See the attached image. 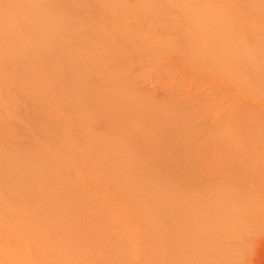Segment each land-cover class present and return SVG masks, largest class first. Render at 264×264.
I'll return each instance as SVG.
<instances>
[{
	"label": "rangeland",
	"instance_id": "374dc122",
	"mask_svg": "<svg viewBox=\"0 0 264 264\" xmlns=\"http://www.w3.org/2000/svg\"><path fill=\"white\" fill-rule=\"evenodd\" d=\"M0 19L15 26L0 30V139L34 170L5 161L19 171L0 186V264H264V0H0ZM132 95L172 127L163 162L108 156L126 126L161 144L119 112ZM161 192L167 210L148 200ZM65 193L81 205L45 196Z\"/></svg>",
	"mask_w": 264,
	"mask_h": 264
},
{
	"label": "bare ground",
	"instance_id": "6f19581e",
	"mask_svg": "<svg viewBox=\"0 0 264 264\" xmlns=\"http://www.w3.org/2000/svg\"><path fill=\"white\" fill-rule=\"evenodd\" d=\"M34 1H36V0H34ZM57 2V1H56ZM21 3H23V2H21ZM36 4H38V5H36V10L37 11H41L43 14H45L47 17L48 16H51V17H53V15H54V7H52V6H49L50 4L52 5V2L49 4V5H41V2H38V3H36ZM53 6H55V4H53ZM50 8V9H49ZM19 10H23V9H21V8H19ZM7 11L8 12H10V13H14V7H13V5L12 4H9L8 6H7ZM53 13V14H52ZM58 13V12H57ZM58 15V14H57ZM60 17V16H59ZM61 18V17H60ZM53 20H51V23H53V22H55L54 20H55V18L53 17L52 18ZM61 19H63V18H61ZM63 20H66L65 18L63 19ZM58 22H60V21H58ZM65 23H66V21H65ZM64 23V24H65ZM60 26V25H59ZM41 27H43V26H41ZM1 28H5V29H8V30H13L14 28H15V26H14V24L13 23H10V20L8 19V20H2V19H0V30H1ZM44 29L45 28H43V31H44ZM47 29V28H46ZM47 31V30H46ZM47 33H49V32H47ZM54 34V33H53ZM52 35V34H51ZM51 37H53V36H51ZM55 37V36H54ZM52 39V38H51ZM56 39V38H55ZM53 41H54V39H52ZM56 40H58V39H56ZM53 43V42H52ZM6 44L9 46L10 45V43L8 42V41H6ZM19 44V43H18ZM40 45V44H39ZM28 51V50H27ZM32 55V54H31ZM30 55V56H31ZM65 56V55H64ZM70 57L71 56H69V59H70ZM74 56H72V58H73ZM20 58V57H19ZM23 57H21V59H22ZM59 58V57H58ZM66 59H68L67 58V56H66ZM68 59V60H69ZM23 60V59H22ZM18 61H20V60H18ZM17 61V62H18ZM69 62H71L70 60H69ZM50 63V62H49ZM18 64V63H17ZM16 64V65H17ZM65 64H68L67 62L65 63ZM20 65V64H19ZM47 65V64H46ZM18 66V65H17ZM21 66V65H20ZM0 67H2V66H0ZM47 71H51L50 69H47ZM48 75V74H47ZM11 76H9V78H10ZM8 78V77H7ZM12 78V77H11ZM22 78V77H21ZM48 78V77H47ZM14 79V78H13ZM7 80V79H6ZM15 80V79H14ZM13 80V81H14ZM16 82V81H15ZM28 86H30L31 87V85L30 84H27ZM119 89H120V87H119ZM119 89L117 90V91H115V93H119ZM5 90V89H4ZM80 90H81V88H80ZM91 92V91H90ZM6 93V92H5ZM4 93V94H5ZM85 93H87V92H85ZM98 94V93H97ZM100 94V93H99ZM102 94V93H101ZM6 95V94H5ZM87 95V97H96L94 94H92V93H89V94H86ZM129 95V94H128ZM7 96H8V94H7ZM114 94L113 95H102V96H100L99 95V106H100V111L102 112V115H104V113H106V116L108 117V115H109V117H110V115H113V112H109V110H107L108 108H105V109H103V107H105V105H102V103H103V101H105V100H108L109 98H114ZM6 97V96H5ZM20 97L22 98L23 96H21L20 95ZM21 98H19V99H21ZM97 98V99H98ZM23 99V98H22ZM132 99V100H131ZM32 100V99H31ZM93 100H94V98H93ZM120 100V99H119ZM23 101H25V103H26V101L27 100H25V99H23ZM29 101H30V98H29ZM112 101H114V100H112ZM28 102V101H27ZM31 102V101H30ZM115 102H116V100H115ZM137 102H139L137 99H136V97L134 96V95H132L131 97H130V99H124V100H121L120 102H119V104H120V109H119V112H125V110H131V114L133 115V117L131 116V117H129L130 119L132 118V120L133 119H138V118H143L145 121L147 120V118L149 119V121H150V123H149V125H151L153 128H152V130L153 129H155L156 130V132L158 133V137H156V139H154L155 141H157V142H159V143H161V144H158V143H156V145L154 146V148H153V146H152V137H154V136H151L152 135V132L153 131H151L150 130V132H151V135L150 134H148V130H144L143 131V129H140L139 130V133H138V135L137 136H135L136 134H134V136H131V135H133L132 133V131H130V132H132V133H130L131 135H129L127 132H126V127H128V129L130 128L129 126H126V127H120V129H124V130H119V129H117V133L120 135V137L121 136H125V137H129L128 138V140L127 141H125L124 143H123V145H122V142H120V141H118L117 143H115V145H113V147L112 146H108L107 148H108V156H111V157H114V158H119V159H121V160H127V161H139V159H140V161H145V160H147V161H152V160H154V161H160V162H163V161H161V158H160V156H162V155H165V151L164 150H161V148H163L162 146L164 145V144H167V141L169 140V133L168 132H170V131H172V127L169 125H167V129H165L164 127H162V123L161 124H159V122H157L156 120H154V122H151L152 120H151V117H149V116H147V111L145 110V108H146V106H145V108L143 109V105L140 103V104H137ZM105 103V102H104ZM130 103H134V104H132V105H129ZM32 104H35V103H32L31 102V106H34V105H32ZM69 104H71V105H74V103L71 101V102H69ZM27 105V104H26ZM28 106V105H27ZM111 106V105H110ZM109 106V107H110ZM107 107V106H106ZM113 107V106H112ZM115 108V107H114ZM40 109V108H39ZM98 109V108H97ZM110 109V111L112 110L111 109V107L109 108ZM160 110H159V112H158V115L157 116H160V117H162L163 118V116L165 115L164 114V111L163 110H165V109H161V108H159ZM142 111L144 112V115L145 116H143V113H142ZM119 112H118V114H119ZM166 114H168L167 112H166ZM85 115V114H84ZM82 116H83V114H82ZM105 116V115H104ZM105 116V117H106ZM120 116H121V113H120ZM122 116H124V114L122 115ZM130 116V115H129ZM167 116V121H168V119L169 120H172V117H171V115L169 114V115H166ZM114 117H115V114H114ZM78 118V117H77ZM85 118V117H84ZM84 118H82L83 120H84ZM111 119H113L112 117H110ZM119 118V117H118ZM122 118H124V117H122ZM121 117H120V119H122ZM127 118V117H126ZM158 118V117H157ZM115 119H116V117H115ZM125 119V118H124ZM164 119H165V117H164ZM80 120H81V118H80ZM79 120V122L81 123L82 122V120L80 121ZM110 120V119H109ZM117 120V119H116ZM143 120V121H144ZM165 120V121H166ZM88 121V120H87ZM115 121V120H114ZM121 121V120H120ZM162 121V120H161ZM84 122V121H83ZM104 122V121H103ZM108 122H112V121H108ZM131 122V121H130ZM133 122H135V121H133ZM132 122V123H133ZM105 123V122H104ZM121 123V122H120ZM125 123V122H124ZM147 123V122H146ZM154 123H156L157 125H155ZM166 123V122H165ZM188 123V122H187ZM84 124H86L85 122L83 123V127L85 126ZM114 123H112V125H113ZM130 124V123H129ZM134 124V123H133ZM142 124V123H141ZM110 125V124H109ZM111 125V126H112ZM117 125V124H116ZM123 125V124H122ZM126 125H128L127 123H126ZM132 124H130V126H131ZM139 124H137L136 123V126H138ZM82 125H80V127H81ZM114 126V125H113ZM119 126H120V124H119ZM135 126V125H134ZM136 126L134 127V128H136ZM150 126V127H151ZM164 126V125H163ZM3 127V126H2ZM87 127V126H86ZM106 127V126H105ZM145 127V126H144ZM107 128H109V127H107ZM113 128H115V127H113ZM138 128H139V126L136 128V131L138 130ZM143 128V127H142ZM130 130H131V128H130ZM1 131H2V128L0 127V133H1ZM105 131H106V129H105ZM113 131V130H112ZM128 131V130H127ZM138 132V131H137ZM147 132V133H146ZM109 133V132H108ZM88 136V135H87ZM106 136V135H105ZM117 136V135H116ZM151 136V137H150ZM98 137V136H97ZM109 137V136H108ZM99 138H101V137H99ZM110 138V137H109ZM113 138V137H112ZM161 138H163V141L161 140ZM88 139H89V141L90 142H92V141H97V140H95L96 139V137H93V136H90V137H87V138H84L83 140H87V142H88ZM103 139V138H102ZM101 139V140H102ZM111 140V139H110ZM113 140V139H112ZM118 140H120V139H118ZM103 141H105V140H103ZM10 142V140L9 141H7L5 138L4 139H0V160H3V162H1V164H0V167H1V169H0V171L1 170H5V172L4 173H7L8 174V176H5L3 173H1L0 172V186H1V188H6V189H9V187L10 188H13V187H15L16 186V184H14V182L11 180V176L10 175H12V174H14V171H19L13 164H11V165H13V166H11L10 165V167H8L7 166V163L5 164V161H7V160H10V159H13V160H15V162L18 164V166H20V169H22L23 168V170L24 169H26V168H30L29 169V171L32 169L31 168V166L28 164V163H26L25 162V160L24 159H21L20 157H22L23 156V152H21L20 150H18V151H16L15 149H17V148H13V147H9L8 145H7V143H9ZM171 142H173L174 143V146H175V149H176V147L178 146V144L174 141V139L173 140H171ZM94 143H96V142H94ZM98 143H100V141L98 140ZM109 143V142H108ZM103 144V143H102ZM105 145V144H104ZM110 145V144H109ZM105 148H106V146H104ZM99 148H100V145H99ZM98 148V149H99ZM104 148V149H105ZM94 149V148H93ZM92 149V150H93ZM96 149V148H95ZM100 150V149H99ZM107 150V149H106ZM177 150V149H176ZM102 151V150H101ZM177 151H180V150H177ZM91 152V151H90ZM95 152V151H94ZM118 152H120V153H118ZM170 153V154H175V155H178L177 153H175L174 151H173V146H169L168 148H167V153ZM92 153V152H91ZM89 154V153H88ZM101 154H103V152H101ZM173 154V155H174ZM93 156V154H90V156L89 157H92ZM105 155V154H104ZM100 156H102V155H100ZM106 156V155H105ZM26 157V156H25ZM95 157V156H94ZM93 157V158H94ZM96 158H98V157H96ZM122 158H124V159H122ZM178 158V157H177ZM26 159V158H25ZM20 162H22L23 164L22 165H19V163ZM159 162V163H160ZM33 163V162H32ZM14 167H15V169H14ZM39 170V169H38ZM31 171H34V170H31ZM27 172H28V170H27ZM41 172V171H40ZM23 173V172H22ZM28 173H31V172H28ZM38 173H39V171H38ZM35 174H36V172H35ZM32 175H33V172H32ZM39 175H41V177L42 176H44V175H42V174H39ZM34 176V175H33ZM35 177V176H34ZM40 177V176H39ZM45 177H46V175H45ZM50 178V177H49ZM48 178V179H49ZM145 178V179H144ZM61 179V178H60ZM147 180V176H146V174H140L139 175V179L138 178H135V181H134V186H136V183H138V182H140V181H146ZM29 181V179L26 181L27 183H29L28 182ZM59 181H61V180H59ZM32 182V181H31ZM54 182V181H53ZM56 182V181H55ZM63 183H65V182H63ZM18 184V183H17ZM32 184H33V182H32ZM45 184V183H44ZM49 184V183H48ZM47 184V185H48ZM52 184V183H51ZM29 185H31L30 183H29ZM53 185H55V183L53 184ZM68 185V184H67ZM132 185V186H133ZM143 185H144V183H143ZM18 186H19V188L22 190V186L21 185H19L18 184ZM17 186V187H18ZM44 186V185H43ZM59 186V185H58ZM42 187V186H41ZM47 187V186H46ZM54 187V186H53ZM65 187V186H64ZM147 187V186H146ZM0 188V189H1ZM25 188V187H24ZM50 187L48 186V189H49ZM54 188H56V187H54ZM58 188V187H57ZM61 188V187H60ZM17 189V188H16ZM26 189V188H25ZM46 189V188H45ZM52 189V188H51ZM14 190V189H13ZM21 190H20V192H21ZM58 190V189H57ZM67 190V189H66ZM4 191H7V190H4ZM12 191V190H11ZM18 191V190H17ZM59 191V190H58ZM62 191V190H61ZM60 191V192H61ZM10 192V191H9ZM48 192V191H47ZM59 192V193H60ZM58 193V194H59ZM22 194H23V191H22ZM32 194H34V193H32ZM49 194V193H48ZM65 194H67V195H65L64 197H63V199H61V198H56V196H55V198L56 199H53V198H51V195H45V196H47V200H48V202H50V201H54V202H56V203H60V204H63V205H65V206H73V205H81V201H80V198H74L72 195H70V193L68 194V193H65ZM5 195H6V193H5ZM11 195V194H10ZM9 195V196H10ZM41 196H42V194H40ZM44 195V194H43ZM152 195H154V194H150V196L151 197H153ZM38 196V195H37ZM156 196L158 197V199H156V198H154L153 197V199H148L149 201H151L152 203H154V202H159L160 204H161V207L163 206L164 208H165V210H167V207L169 206V204L167 205V195H165V194H163L162 192L161 193H157L156 194ZM27 197V196H26ZM39 197V196H38ZM49 197V198H48ZM11 198V197H10ZM33 198V197H32ZM13 199V198H12ZM24 199V198H23ZM27 199H29V198H27ZM38 199V198H37ZM42 199H43V197H42ZM147 199V198H146ZM25 200V199H24ZM16 201V200H15ZM27 201V200H26ZM35 201V200H34ZM20 202V201H19ZM32 202V201H31ZM40 202V201H39ZM42 202H44V201H42ZM18 203V202H17ZM23 203V202H22ZM19 204V203H18ZM36 204V203H35ZM33 205V204H32ZM25 206V205H24ZM34 206V205H33ZM38 206V205H37ZM42 207H43V205H41ZM71 206V207H72ZM3 207H5V206H3ZM32 207V206H31ZM39 207V206H38ZM37 207V208H38ZM27 208V207H26ZM25 208V209H26ZM76 208V207H75ZM5 209H7V208H5ZM4 209V210H5ZM39 209H40V207H39ZM42 209V208H41ZM79 210V209H78ZM83 210V209H82ZM44 211V210H43ZM81 211V210H80ZM87 211V210H86ZM5 212H7V211H5ZM46 212V211H45ZM74 212H75V210H74ZM1 213V212H0ZM10 213H12V212H9V214ZM41 213V212H40ZM70 213V212H69ZM13 214V213H12ZM8 215V214H7ZM11 215V214H10ZM14 215V214H13ZM17 215V214H16ZM85 215V214H84ZM87 215V214H86ZM85 215V216H86ZM62 216V215H61ZM18 217V216H17ZM81 217V216H80ZM88 217V216H87ZM9 218V217H8ZM20 218V217H19ZM64 218V217H63ZM65 219H67V218H65ZM20 220V219H19ZM22 220V219H21ZM86 220V219H85ZM89 220V219H88ZM9 221V220H8ZM13 221V220H12ZM15 221V220H14ZM67 221H69V220H67ZM30 222H32V221H30L29 220V224H30ZM77 222V221H76ZM75 222V223H76ZM83 222V221H82ZM9 223H10V221H9ZM15 223V222H14ZM16 223H18V222H16ZM19 223H21L22 224V221H20ZM18 223V224H19ZM33 223V222H32ZM79 224V223H78ZM77 224V225H78ZM83 224H85V223H83ZM88 224V223H87ZM20 225V224H19ZM18 225V226H19ZM33 225H35V224H33ZM89 225V224H88ZM22 226V225H21ZM25 226H26V224H25ZM24 226V227H25ZM28 226V225H27ZM50 226V225H49ZM83 226V225H82ZM85 226V225H84ZM90 226V225H89ZM30 227V226H29ZM21 228H23V227H21ZM34 228H36V227H34ZM24 229V228H23ZM22 229V230H23ZM46 229H48V227L47 228H45V230ZM179 229H182V227H180L179 226ZM26 230H27V228H26ZM29 230V229H28ZM33 230V229H32ZM53 230H55V229H53ZM86 230V229H85ZM46 231H48V230H46ZM50 231V230H49ZM76 231V230H75ZM25 232V231H24ZM27 232V234H29L28 233V231H26ZM52 232V231H51ZM55 232V231H54ZM76 232H78V231H76ZM80 232H82V231H80ZM27 236V235H26ZM28 239V238H27ZM38 239V238H37ZM35 241H37V240H35ZM35 244V243H34ZM64 245H65V243H64ZM36 246H37V244H36ZM45 246V245H44ZM43 246V247H44ZM64 248V247H63ZM38 250V249H37ZM42 250V249H41ZM39 251V250H38ZM40 252V251H39ZM45 253V252H44Z\"/></svg>",
	"mask_w": 264,
	"mask_h": 264
}]
</instances>
